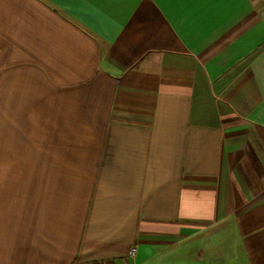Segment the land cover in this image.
Here are the masks:
<instances>
[{"label":"crops","instance_id":"obj_1","mask_svg":"<svg viewBox=\"0 0 264 264\" xmlns=\"http://www.w3.org/2000/svg\"><path fill=\"white\" fill-rule=\"evenodd\" d=\"M0 264H264V0H0Z\"/></svg>","mask_w":264,"mask_h":264},{"label":"built area","instance_id":"obj_2","mask_svg":"<svg viewBox=\"0 0 264 264\" xmlns=\"http://www.w3.org/2000/svg\"><path fill=\"white\" fill-rule=\"evenodd\" d=\"M134 251H135V248H132V249H131V254H133V253H134Z\"/></svg>","mask_w":264,"mask_h":264}]
</instances>
